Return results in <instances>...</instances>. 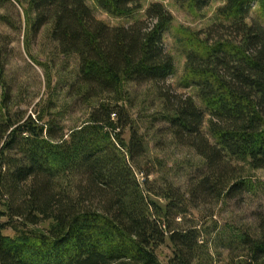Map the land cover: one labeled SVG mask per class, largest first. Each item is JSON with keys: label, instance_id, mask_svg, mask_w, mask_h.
I'll return each instance as SVG.
<instances>
[{"label": "trees", "instance_id": "1", "mask_svg": "<svg viewBox=\"0 0 264 264\" xmlns=\"http://www.w3.org/2000/svg\"><path fill=\"white\" fill-rule=\"evenodd\" d=\"M86 1L0 0L22 11L0 25L23 24L47 90L28 114L37 95L8 74L12 40L0 35V264H161L164 246L166 264H212L190 213L250 192L264 171V0H221L204 29H175V87L165 0H89L116 26ZM167 1L201 18L215 0ZM38 40L46 63L31 53ZM60 58L76 61L67 75L53 71ZM77 106L87 118L66 130ZM224 234L229 264H264V214Z\"/></svg>", "mask_w": 264, "mask_h": 264}, {"label": "rangeland", "instance_id": "2", "mask_svg": "<svg viewBox=\"0 0 264 264\" xmlns=\"http://www.w3.org/2000/svg\"><path fill=\"white\" fill-rule=\"evenodd\" d=\"M154 1L155 0H147V3ZM221 2V0H215L211 3L204 13L205 16L201 18L177 9L167 0L163 2L174 19L173 27L171 28L172 30L167 33L164 42V49L173 57L176 68V74L168 80V84H171L174 87L176 86L177 81L183 73L184 66V58L181 50L172 39L173 34H175V29H204L209 23L214 11L222 4ZM86 3L92 8L97 19L110 26H116L123 22L120 19L112 18L103 13L96 8L91 1L87 0ZM13 6L14 8L5 4L3 8L0 9V14H7L13 19V21L18 22L20 20L23 23L22 11L16 4H13ZM0 35H8L12 40V44L9 47L11 55L8 74L10 76H15L16 80H19V83L28 89V93L37 95L35 102L27 108L28 114H31L34 111L35 105L41 99L44 100L47 97V90L44 83V71L41 67L34 64L25 52L23 24L22 31L20 32L10 31L0 25ZM31 51L39 63H46L47 60L50 59L49 49L46 46V43H43L41 40L34 43ZM75 66L76 61L74 58L66 60L60 58L59 60H55V68H53V71L63 70L64 74L67 75L71 69L75 68ZM86 118V110L83 107L77 106L71 107L64 112L59 121L60 124L68 130L74 126L80 125ZM127 139L128 137H126V140ZM150 149H152V145L150 146ZM184 157V155H181L178 158L176 157V159ZM173 158L174 157L170 159ZM250 176L253 185L250 192L244 193L239 198L228 201L227 203H222L210 211L205 210L203 213L201 211L190 213L188 219H194L197 223L199 222V227L201 228V231L204 232L202 240L206 241L209 245V252L214 257L212 264H229L227 259L228 251L221 246H217L218 244H215L216 232H225L226 235H228V233L234 229H252L257 222L258 216L264 214V171L252 172L250 173ZM173 178L176 185H183L184 180L182 179V173L180 170ZM45 227H48V225L44 224L40 228ZM226 235L224 234L223 237ZM157 255L159 262L161 264H166L167 258L170 257L171 252L166 246H164L159 249Z\"/></svg>", "mask_w": 264, "mask_h": 264}]
</instances>
